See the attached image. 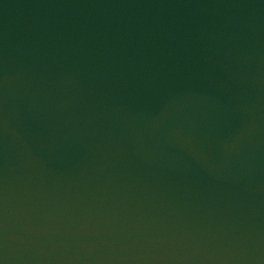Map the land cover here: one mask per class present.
I'll use <instances>...</instances> for the list:
<instances>
[{"label": "water", "instance_id": "obj_1", "mask_svg": "<svg viewBox=\"0 0 264 264\" xmlns=\"http://www.w3.org/2000/svg\"><path fill=\"white\" fill-rule=\"evenodd\" d=\"M0 264H264V0H0Z\"/></svg>", "mask_w": 264, "mask_h": 264}]
</instances>
